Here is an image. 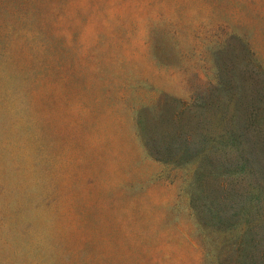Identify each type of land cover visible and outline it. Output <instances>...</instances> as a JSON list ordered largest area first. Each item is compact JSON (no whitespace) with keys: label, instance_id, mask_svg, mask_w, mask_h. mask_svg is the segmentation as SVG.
Listing matches in <instances>:
<instances>
[{"label":"rangeland","instance_id":"1","mask_svg":"<svg viewBox=\"0 0 264 264\" xmlns=\"http://www.w3.org/2000/svg\"><path fill=\"white\" fill-rule=\"evenodd\" d=\"M239 40L264 0H0V264H204L143 135Z\"/></svg>","mask_w":264,"mask_h":264},{"label":"trees","instance_id":"2","mask_svg":"<svg viewBox=\"0 0 264 264\" xmlns=\"http://www.w3.org/2000/svg\"><path fill=\"white\" fill-rule=\"evenodd\" d=\"M239 41L215 43L213 78L152 135L139 121L148 155L183 181L204 264H264V66Z\"/></svg>","mask_w":264,"mask_h":264}]
</instances>
